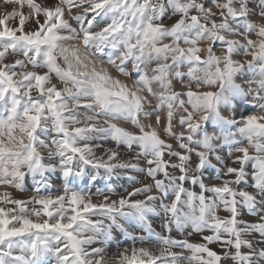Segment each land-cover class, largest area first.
Wrapping results in <instances>:
<instances>
[{"label":"clouds","instance_id":"clouds-1","mask_svg":"<svg viewBox=\"0 0 264 264\" xmlns=\"http://www.w3.org/2000/svg\"><path fill=\"white\" fill-rule=\"evenodd\" d=\"M0 264H264V0H0Z\"/></svg>","mask_w":264,"mask_h":264}]
</instances>
